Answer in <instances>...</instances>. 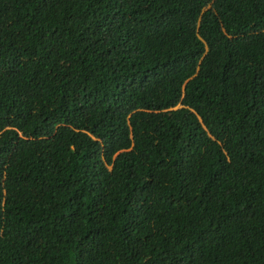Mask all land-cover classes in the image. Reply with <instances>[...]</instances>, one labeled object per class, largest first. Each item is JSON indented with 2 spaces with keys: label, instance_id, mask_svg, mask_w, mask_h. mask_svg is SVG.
<instances>
[{
  "label": "trees",
  "instance_id": "obj_1",
  "mask_svg": "<svg viewBox=\"0 0 264 264\" xmlns=\"http://www.w3.org/2000/svg\"><path fill=\"white\" fill-rule=\"evenodd\" d=\"M0 0V264H264V0Z\"/></svg>",
  "mask_w": 264,
  "mask_h": 264
},
{
  "label": "clouds",
  "instance_id": "obj_2",
  "mask_svg": "<svg viewBox=\"0 0 264 264\" xmlns=\"http://www.w3.org/2000/svg\"><path fill=\"white\" fill-rule=\"evenodd\" d=\"M212 2H213V0H211V1H210V2H209L204 8H202L200 15H201L205 10L212 8Z\"/></svg>",
  "mask_w": 264,
  "mask_h": 264
}]
</instances>
